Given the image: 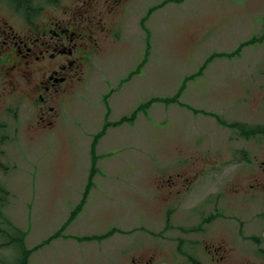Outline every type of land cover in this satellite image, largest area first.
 <instances>
[{
    "label": "rangeland",
    "instance_id": "374dc122",
    "mask_svg": "<svg viewBox=\"0 0 264 264\" xmlns=\"http://www.w3.org/2000/svg\"><path fill=\"white\" fill-rule=\"evenodd\" d=\"M114 1L97 0L90 14L119 39L99 34L100 52L63 99L54 130L25 132L20 109L4 123L11 169L0 183L12 196L13 244L0 248V264L18 263L19 233L26 249L50 240L28 264H192L186 255L264 264V193L249 188L264 181V134L245 140L230 127L264 125V40L251 42L264 0H119L124 14L108 15L103 6ZM153 98L175 101L112 125ZM99 133L92 182L100 184L89 193L103 195L104 211L60 229L50 207L86 186Z\"/></svg>",
    "mask_w": 264,
    "mask_h": 264
},
{
    "label": "flooded vegetation",
    "instance_id": "af4514ba",
    "mask_svg": "<svg viewBox=\"0 0 264 264\" xmlns=\"http://www.w3.org/2000/svg\"><path fill=\"white\" fill-rule=\"evenodd\" d=\"M0 1L8 6L5 9L0 4V181L3 177L7 181L11 168L4 151L9 140L5 121H14L21 115L17 113L20 109L27 117L25 132L40 136L54 130L63 99L81 82L90 54L100 52L99 34L107 33L115 41L119 33L98 22L99 17L92 18L90 12L95 11L97 0H76L69 10L62 9V0H44L47 7L22 11ZM120 6L116 0L103 9L108 15L116 11L122 14ZM5 11L10 19L2 16ZM249 188L264 193V181L254 180ZM11 197L9 186L0 183V248L13 244L9 234L13 227L9 219Z\"/></svg>",
    "mask_w": 264,
    "mask_h": 264
},
{
    "label": "trees",
    "instance_id": "16d2710c",
    "mask_svg": "<svg viewBox=\"0 0 264 264\" xmlns=\"http://www.w3.org/2000/svg\"><path fill=\"white\" fill-rule=\"evenodd\" d=\"M6 3L9 4L10 7L14 8V9H17L19 11H22L24 9L26 10H35L36 7H38L36 4H34V1L35 0H2ZM182 1L184 0H170V2L172 3H181ZM167 3V2H165ZM153 10V9H152ZM150 10V11H152ZM260 40H264V21L262 23V27H261V33H260V36L259 38H255L253 40H251V42H256V41H260ZM249 42H247L248 44ZM161 99H151L149 100L148 102H146L145 104H141L139 107L136 108V110L132 113L131 117L127 118V117H124V118H121L118 122L112 124L113 126L114 125H120L121 123H125V122H129L132 120V117H134L136 115V113L138 111H143L145 112L146 109L150 106L151 103L153 102H157ZM161 101H164V102H171V101H175V98H172V99H165V100H161ZM218 121H219V118L217 116H214ZM221 124L224 125L223 122H220ZM230 127L238 130L240 136H242L245 140H248L256 135H262L264 134V125L262 126H247L245 124H239V123H233L230 125ZM240 130V131H239ZM100 133L97 134L93 141H92V144H91V151H90V154H91V167H90V172H89V176L87 178V182H86V187H85V190L82 194V198L80 200V202L78 203V205L71 211L69 217H68V220H67V223L71 222L82 210L87 198H88V195H89V192H90V187H91V184H92V178L94 176L95 173H97V169H96V156L94 154V150H95V143L97 141V139L100 137ZM114 233V230L111 229L109 232H107L106 234L104 235H101L100 237H84L82 238L83 240H93V239H97L98 241L99 240H102V239H105L107 237H109L110 235H112ZM58 234V233H57ZM24 234L23 233H19V238L17 241H14L17 243L19 249H20V258H19V261L17 264H28V260H29V256L32 254V252L36 251L38 248H40L42 245L44 244H47L50 240H46L45 242L39 244L38 246H35L33 247L32 249H26L25 245H24ZM179 252L184 255V253L181 251V248L179 249ZM188 260L192 263V264H198V262L196 260H194L191 256L189 255H186Z\"/></svg>",
    "mask_w": 264,
    "mask_h": 264
},
{
    "label": "crops",
    "instance_id": "0c3cea01",
    "mask_svg": "<svg viewBox=\"0 0 264 264\" xmlns=\"http://www.w3.org/2000/svg\"><path fill=\"white\" fill-rule=\"evenodd\" d=\"M89 166H90V163H89ZM85 178V174L82 175V179H81V182H83ZM100 180H98L96 182V179H95V182L94 184H100L99 182ZM92 182V183H93ZM86 185V183H85ZM85 187L84 186V189L82 190V188H79L78 190H76L75 192V195H69L65 202H63L61 205H55L53 204L50 208L51 210L54 212V216L56 217V219L58 218V222H59V227L61 229V226H66V230L70 229V227L75 223V221H77V219L81 216H83L84 214H87V216H93L95 217L96 215H99L98 212H103L104 210L103 209V204H100L99 201L101 198V200H103V195H91V193H89L90 195H88V198L81 210V212L77 215V217L71 221L70 223H67V219L71 213V211L78 205V203L80 202L81 198H82V192L85 190ZM56 193L55 192L50 198L51 199H54L55 196H56ZM50 212V211H49ZM64 217V218H61V217ZM66 236V235H64ZM64 242V241H63Z\"/></svg>",
    "mask_w": 264,
    "mask_h": 264
}]
</instances>
